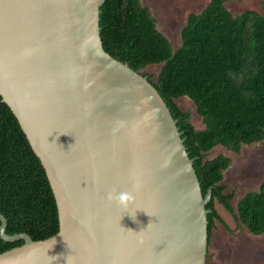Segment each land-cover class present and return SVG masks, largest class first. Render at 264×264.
<instances>
[{
	"label": "water",
	"instance_id": "95a60500",
	"mask_svg": "<svg viewBox=\"0 0 264 264\" xmlns=\"http://www.w3.org/2000/svg\"><path fill=\"white\" fill-rule=\"evenodd\" d=\"M104 2L0 0V94L46 169L60 222L34 240L8 234L0 214L1 236L25 240L0 264H209L212 188L204 195L148 75L105 50ZM113 190L134 201L118 207ZM226 231L217 221L212 242Z\"/></svg>",
	"mask_w": 264,
	"mask_h": 264
},
{
	"label": "trees",
	"instance_id": "16d2710c",
	"mask_svg": "<svg viewBox=\"0 0 264 264\" xmlns=\"http://www.w3.org/2000/svg\"><path fill=\"white\" fill-rule=\"evenodd\" d=\"M231 1L209 0L190 12L176 45L142 0H105L100 7L105 50L148 75L178 119L204 195L212 188L206 205L210 245L217 221L225 223L218 203L250 233L264 234V181L234 207L235 191L227 193L224 183L234 160L225 153L210 155L219 146L240 154L246 145L264 143V13L252 8L235 13L228 7ZM157 65L156 74L147 71ZM182 99L191 102L202 126ZM0 214L10 235L28 233L43 240L60 228L46 169L1 94ZM24 243L22 238L8 241L0 232V254Z\"/></svg>",
	"mask_w": 264,
	"mask_h": 264
},
{
	"label": "rangeland",
	"instance_id": "374dc122",
	"mask_svg": "<svg viewBox=\"0 0 264 264\" xmlns=\"http://www.w3.org/2000/svg\"><path fill=\"white\" fill-rule=\"evenodd\" d=\"M209 0H142L150 7L157 17L164 33L178 44L180 30L190 12L200 11ZM228 7L235 13L247 9H255L264 13V0H234L228 2ZM160 66L147 68L156 74ZM183 107L191 109L198 127L202 126L201 119L196 115L191 102L182 99ZM225 153L233 158V164L226 170L224 183L228 186L226 192L235 191L231 203L236 202L246 193L258 190L264 181V143L244 146L240 154L217 147L210 155ZM218 211L225 220L227 231L213 239L210 245L209 264H264V234L253 235L241 225L234 215L222 204Z\"/></svg>",
	"mask_w": 264,
	"mask_h": 264
},
{
	"label": "clouds",
	"instance_id": "9594fccd",
	"mask_svg": "<svg viewBox=\"0 0 264 264\" xmlns=\"http://www.w3.org/2000/svg\"><path fill=\"white\" fill-rule=\"evenodd\" d=\"M26 55H30V52H26ZM138 188V185H134V189L136 190ZM107 200L109 202H114L118 207H123L127 209L129 205L134 201V195L130 191H123V192H117L116 190H113L112 192H109L107 194Z\"/></svg>",
	"mask_w": 264,
	"mask_h": 264
}]
</instances>
